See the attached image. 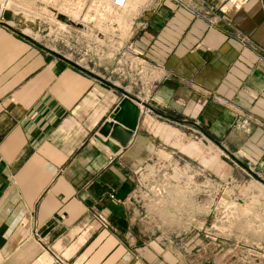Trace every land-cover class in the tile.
I'll return each mask as SVG.
<instances>
[{
	"label": "crops",
	"instance_id": "obj_1",
	"mask_svg": "<svg viewBox=\"0 0 264 264\" xmlns=\"http://www.w3.org/2000/svg\"><path fill=\"white\" fill-rule=\"evenodd\" d=\"M188 2L8 0L0 264H250L207 241L190 177L205 178L208 143L264 170V0ZM132 71L140 86L104 80ZM112 84L149 106L125 145L98 134L123 97Z\"/></svg>",
	"mask_w": 264,
	"mask_h": 264
},
{
	"label": "rangeland",
	"instance_id": "obj_2",
	"mask_svg": "<svg viewBox=\"0 0 264 264\" xmlns=\"http://www.w3.org/2000/svg\"><path fill=\"white\" fill-rule=\"evenodd\" d=\"M2 2L3 7L8 5V0H0V3ZM5 7L4 9L0 7V16L5 11ZM46 10L45 6L34 9L37 13L35 16L40 17ZM30 17L35 19L31 15ZM51 19L54 22L57 20L52 15ZM25 27L26 25L22 26V28ZM23 31L36 39L42 37L41 33L33 34L28 28ZM96 71L101 74L103 69ZM140 76L141 74L132 71V74L123 80L107 76L104 80L116 85H128L129 81H136L140 86ZM168 120L173 121V119ZM191 129L197 130L192 126ZM191 133L193 134L192 130ZM219 149L221 152L215 148L214 143H208L205 178L192 171L190 177L191 217L196 219L206 217L203 226L206 228L207 241L212 242L213 247L231 249L240 263L264 264V170L254 167L251 171L239 170L238 162L222 148ZM214 151L217 154L221 153V159H215ZM243 164L246 165L245 162ZM197 166V162L192 161L191 167L197 168ZM217 167H219L217 171H222V173L215 175L213 171ZM204 184L206 187L203 186ZM204 200H206L205 208L202 207ZM195 222H192L191 228L198 231V223Z\"/></svg>",
	"mask_w": 264,
	"mask_h": 264
},
{
	"label": "water",
	"instance_id": "obj_3",
	"mask_svg": "<svg viewBox=\"0 0 264 264\" xmlns=\"http://www.w3.org/2000/svg\"><path fill=\"white\" fill-rule=\"evenodd\" d=\"M57 20L74 27H81L80 24L74 23L67 16L58 14ZM118 91H121L123 97L120 99L116 107L109 114V121H104L98 129V134L107 137L108 135L117 140L119 144L125 145L129 140L132 131L135 129L138 123L139 107L149 108L145 103H136L135 99L123 92L119 87L112 84ZM115 122V123H113ZM103 144L116 151L117 147H114L111 141L103 140Z\"/></svg>",
	"mask_w": 264,
	"mask_h": 264
},
{
	"label": "built area",
	"instance_id": "obj_4",
	"mask_svg": "<svg viewBox=\"0 0 264 264\" xmlns=\"http://www.w3.org/2000/svg\"><path fill=\"white\" fill-rule=\"evenodd\" d=\"M115 4L121 5L123 3L124 0H112ZM154 3H162V2H172L176 5L179 6H183V7H188L189 6V2L188 0H153ZM142 185H147L145 181H138V187L140 188ZM149 189H153L154 192H156L157 194H161L162 191L160 190L159 186L157 183L154 182V184H151V186H149ZM103 220V219H101ZM104 221V220H103ZM66 264V263H64Z\"/></svg>",
	"mask_w": 264,
	"mask_h": 264
},
{
	"label": "bare ground",
	"instance_id": "obj_5",
	"mask_svg": "<svg viewBox=\"0 0 264 264\" xmlns=\"http://www.w3.org/2000/svg\"><path fill=\"white\" fill-rule=\"evenodd\" d=\"M7 2V1H6ZM7 4V3H6ZM3 7V6H2ZM5 7V6H4Z\"/></svg>",
	"mask_w": 264,
	"mask_h": 264
}]
</instances>
